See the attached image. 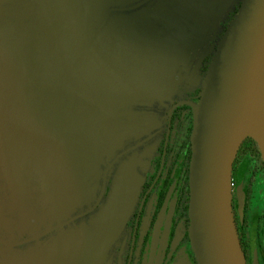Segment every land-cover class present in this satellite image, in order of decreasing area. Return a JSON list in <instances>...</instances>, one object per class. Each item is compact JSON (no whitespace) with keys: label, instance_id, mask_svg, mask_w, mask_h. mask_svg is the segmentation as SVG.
Wrapping results in <instances>:
<instances>
[{"label":"flooded vegetation","instance_id":"1","mask_svg":"<svg viewBox=\"0 0 264 264\" xmlns=\"http://www.w3.org/2000/svg\"><path fill=\"white\" fill-rule=\"evenodd\" d=\"M36 3L0 4L3 96L26 116L0 113L17 164L14 179L0 149V264H198L192 104L242 0ZM248 138L232 208L246 264H264V162Z\"/></svg>","mask_w":264,"mask_h":264},{"label":"water","instance_id":"2","mask_svg":"<svg viewBox=\"0 0 264 264\" xmlns=\"http://www.w3.org/2000/svg\"><path fill=\"white\" fill-rule=\"evenodd\" d=\"M9 1L0 0V4ZM37 1L42 3H36L34 9L57 8L53 0ZM0 40L7 42L1 36ZM20 47L14 45L15 51L24 50ZM0 50L5 59L11 58L10 43ZM2 67L7 66L0 61ZM4 82L0 72V113L25 120L21 110L6 102ZM192 106V249L198 264H246L232 208V170L238 150L248 137L256 142L264 162V0H242L206 73L200 100ZM10 145L0 122L4 167L15 179L17 164L9 159ZM14 186L20 189L18 182Z\"/></svg>","mask_w":264,"mask_h":264},{"label":"rangeland","instance_id":"3","mask_svg":"<svg viewBox=\"0 0 264 264\" xmlns=\"http://www.w3.org/2000/svg\"><path fill=\"white\" fill-rule=\"evenodd\" d=\"M0 36L3 37V38L5 39V37L3 36L2 32H0ZM11 40H13L14 43H17V44H19V45L23 44L22 41H19V40L16 39V38L11 37Z\"/></svg>","mask_w":264,"mask_h":264},{"label":"trees","instance_id":"4","mask_svg":"<svg viewBox=\"0 0 264 264\" xmlns=\"http://www.w3.org/2000/svg\"><path fill=\"white\" fill-rule=\"evenodd\" d=\"M249 139V141H251V142H253V144L255 145V147L257 148V145H256V143H255V141L253 140V139H251V138H248ZM245 143L244 144H246L247 142L246 141H244Z\"/></svg>","mask_w":264,"mask_h":264}]
</instances>
